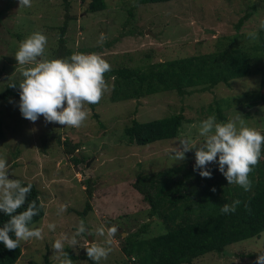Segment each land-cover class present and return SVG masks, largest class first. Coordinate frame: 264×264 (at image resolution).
I'll return each mask as SVG.
<instances>
[{
	"label": "rangeland",
	"instance_id": "1",
	"mask_svg": "<svg viewBox=\"0 0 264 264\" xmlns=\"http://www.w3.org/2000/svg\"><path fill=\"white\" fill-rule=\"evenodd\" d=\"M89 3L90 0H31V7L19 8L18 0H0V93L8 84L23 79L22 71L29 66L18 65L14 54L18 43L31 33L40 31L48 37L45 58L52 56L61 37L60 27L64 25L67 8L76 17L65 35L68 46L76 53L85 54L96 49L94 53L106 59L111 68L120 65L145 68L158 62L221 51L229 43L249 46L254 42L249 33L264 35L259 27L264 19V0H172L139 6L136 0H105L106 9L95 13L87 11ZM106 82L109 90L94 108L87 105L88 119L80 128L46 123L42 117L32 123L22 117L19 97L0 100L4 130L0 157L8 162L10 178L37 186L46 210L45 218L33 225L42 229L43 238L22 243L23 254L17 264H59L53 258L52 244L61 234L70 238L80 220H84L91 233L87 237H94L93 242L112 249L113 258L109 259V255L108 261L102 260L100 264L127 262L122 257L121 240L115 235L109 237L107 231L101 236L96 230L118 228L117 222L124 220L131 226L119 229L122 239L148 223L145 239L162 233L158 219H147L145 211L149 206L133 188L139 174L184 163L193 165L195 149L187 152L182 161L172 158L173 150L183 138H190L196 147L203 143L200 123L211 116L208 111L211 107L216 109L217 102L222 106L228 104L223 112L226 120L216 118L217 122L239 117L248 127L264 133V103L249 106L247 97L249 92L259 89L260 75L183 98L176 92H164L119 103L110 101L114 80ZM177 114L185 115L190 121L182 126L177 139L148 146L129 143L125 129L134 120L145 123ZM57 136L62 142L67 139L80 144L77 155L86 161L75 164L64 153V146L58 145ZM90 180L91 195L88 194ZM88 200L92 211L83 219L78 213L84 211ZM62 207L66 210L60 212ZM49 223L56 225L55 231L48 229ZM77 239L76 246L65 241L64 251L71 248L80 257L85 255L90 239L89 242L85 236ZM107 239L113 244L106 243ZM261 251H264V235L231 244L224 253L208 254L193 264H254L256 258H250L249 254ZM76 264L90 263L82 260Z\"/></svg>",
	"mask_w": 264,
	"mask_h": 264
},
{
	"label": "trees",
	"instance_id": "2",
	"mask_svg": "<svg viewBox=\"0 0 264 264\" xmlns=\"http://www.w3.org/2000/svg\"><path fill=\"white\" fill-rule=\"evenodd\" d=\"M169 1L172 0H136V4L139 6ZM88 6L87 11L95 13L105 10L107 5L105 0H90ZM66 10V19L64 25L60 27L61 37L57 49L49 59L66 58L76 53L68 46L65 38L69 23L76 20V17L69 14V8ZM248 15L246 18H249ZM259 34V39L249 46L238 47L229 43L221 51L158 62L145 68H131L125 65L111 68L104 77L105 80H114L110 101L119 103L138 100L164 92H176L183 98L195 92L212 91L221 84L231 86L232 81L260 75L259 89L247 94L248 105H258L260 101L264 103V35ZM95 51L96 49H93L89 53ZM13 83L17 88L10 87ZM18 86L19 81L8 84L0 93V100L19 97ZM216 104V109L212 107L209 109V115L215 114L217 119L225 121L226 116L223 112L228 104L226 106L218 102ZM186 122L190 121L183 114L145 123L134 120L132 126L125 129V134L129 138V143L148 146L160 141L177 139ZM3 138L4 130L0 120V142ZM56 140L58 145L64 146V153L72 157L75 164L79 165L86 161L84 157L80 158L77 155L80 144H74L67 139L62 142L60 136H57ZM194 164L184 163L150 174L138 175L133 188L149 206L145 211L147 219H158L160 223L158 227L162 233L145 239L144 235L148 233L150 226L148 223L122 239L119 229H123L124 226L130 227L131 224L129 221L123 220L120 223L118 221V230L114 235L121 240L122 257L127 260L122 264H193L208 254L224 253L231 244L261 238L264 232V151L260 162L250 174L253 186L251 191L247 192L238 185H228L217 164L208 165L212 171L211 179L200 177L198 171L193 170ZM22 184L32 185L28 201L37 200L39 206L42 200L37 186L27 182ZM88 185L90 189L88 194L91 195V180L88 181ZM213 187L216 189L215 192L211 191ZM237 199L241 204L234 213L221 214L220 207L223 204H231ZM26 207L27 204L17 211L22 212ZM90 211L92 206L88 200L84 211L78 213V216L84 219ZM45 215L43 205L30 226L42 221ZM8 219V216L0 213V226ZM85 237L89 242V236ZM108 240H110L108 244H113L111 239ZM22 243L12 251L0 243V264H17L23 254ZM66 252L73 264L82 260L94 264L87 258L86 253L79 257L71 248H66ZM109 255L111 256L109 259L113 258L112 252ZM249 255L250 258L257 256ZM105 261L107 262L108 258Z\"/></svg>",
	"mask_w": 264,
	"mask_h": 264
},
{
	"label": "clouds",
	"instance_id": "3",
	"mask_svg": "<svg viewBox=\"0 0 264 264\" xmlns=\"http://www.w3.org/2000/svg\"><path fill=\"white\" fill-rule=\"evenodd\" d=\"M18 5L19 8L31 7V0H18ZM259 27L264 30V19ZM249 37L252 41L259 39L256 32L249 33ZM104 38L102 35L101 42ZM47 44L48 37L40 31L31 33L18 43L14 58L18 65L29 66L22 71L23 79L18 86L19 111L24 119L32 123L43 117L46 123L80 128L88 119L87 105L98 104L109 90L104 77L111 71V65L98 53H74L66 58L47 59ZM10 87L17 88V85L13 83ZM199 135L204 138L199 147L190 138H183L173 150L172 158L182 161L187 152L195 149L193 170L198 171L200 177L211 179L212 171L208 165L217 164L228 185H238L246 192L251 191L253 185L249 177L262 158L264 133L248 127L239 117L217 122L213 114L201 121ZM31 188V184L23 186L20 180L10 178L8 162L0 157V213L9 217L0 226V243L9 251L16 250L22 242L43 238L41 228L30 226L43 207L42 203L38 206L37 200L28 201ZM211 191L215 192L216 189L213 187ZM25 204V210L18 212ZM240 204L238 199L231 204L225 203L220 207V212L234 213ZM65 210L62 207L59 211ZM47 227L55 231L56 225L49 223ZM96 231L101 236L107 231L111 237L117 228L112 226L106 230L100 227ZM85 235L91 233L84 220H80L70 238L61 234L53 242V258L59 264H73L69 254L64 251V243L67 241L71 246H76L79 243L77 238ZM106 243H110V240ZM111 251V247L95 242L85 249L87 258L94 264L106 260ZM254 264H264V251L257 254Z\"/></svg>",
	"mask_w": 264,
	"mask_h": 264
},
{
	"label": "water",
	"instance_id": "4",
	"mask_svg": "<svg viewBox=\"0 0 264 264\" xmlns=\"http://www.w3.org/2000/svg\"><path fill=\"white\" fill-rule=\"evenodd\" d=\"M43 118V117H42ZM44 119V118H43ZM125 235V234H124ZM90 242H93V238L91 236H89Z\"/></svg>",
	"mask_w": 264,
	"mask_h": 264
}]
</instances>
